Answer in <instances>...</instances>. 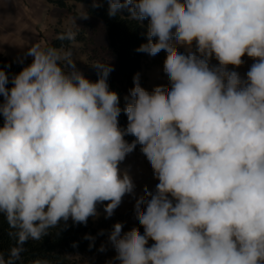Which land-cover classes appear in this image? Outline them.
Here are the masks:
<instances>
[{
  "label": "clouds",
  "instance_id": "9594fccd",
  "mask_svg": "<svg viewBox=\"0 0 264 264\" xmlns=\"http://www.w3.org/2000/svg\"><path fill=\"white\" fill-rule=\"evenodd\" d=\"M107 3L110 18L126 12L147 21L136 51L165 52L169 83L149 91L137 73L121 108L108 85L111 63H93L92 81L71 47L43 42L28 47L32 62L11 87L0 68V216L16 238L0 264H16L25 243L61 221L86 225L98 204L107 202L110 218L125 195L134 196L143 230L115 223L108 264H264V0ZM89 15L81 3L70 23ZM76 36L68 27L57 38ZM245 56L254 62L241 77L229 66L241 67ZM137 145L156 180L140 196L119 168Z\"/></svg>",
  "mask_w": 264,
  "mask_h": 264
},
{
  "label": "trees",
  "instance_id": "16d2710c",
  "mask_svg": "<svg viewBox=\"0 0 264 264\" xmlns=\"http://www.w3.org/2000/svg\"><path fill=\"white\" fill-rule=\"evenodd\" d=\"M87 5V11L90 16L99 19L102 22L106 32L107 54L113 58L115 69L108 77V85L111 91L118 93L120 97V106L124 107L125 92L122 85L133 87V77L137 73L151 67L154 64H159L163 68V61L166 53L161 52L155 57H150L145 53L137 52L136 49L146 43V25L147 21L143 22V26L135 22L129 21L126 12L121 13L123 17L110 18L107 15L108 3L107 0H100V7L93 8L92 0H77ZM56 4L61 8L67 7L65 0H55ZM68 27H55L54 36L46 43L48 46L71 47L74 51L75 42L81 41L88 43L90 38L84 30L72 28L76 33V39L73 42L61 41L57 37L64 32ZM98 52V49H94ZM32 62L24 60L18 63L12 62L3 54H0V68H3L9 75L11 87V77L19 73L23 67ZM103 63H109L106 60ZM87 78L92 81L98 79L97 70L93 67L87 69L86 66H76ZM3 123V118L0 116V125ZM119 125L121 128L126 127L127 117L122 112L119 117ZM125 139L132 142L135 138L131 135L125 136ZM135 150H140L137 145ZM14 229L9 226L8 221L4 216H0V253L4 254L5 259L8 258L9 250L16 246V238L13 235ZM50 234L39 241L29 240L23 245V251L20 259L16 264H32L35 260H46L48 264H86V262L77 257L79 253L94 252L99 247L100 239L108 233V230L101 224H96L92 219H88L87 224H75L71 219L65 222L61 221L55 229L49 230ZM103 233V234H101ZM94 237L93 241L85 239V236ZM76 245L75 247L73 245ZM90 244L92 247L90 248Z\"/></svg>",
  "mask_w": 264,
  "mask_h": 264
},
{
  "label": "rangeland",
  "instance_id": "374dc122",
  "mask_svg": "<svg viewBox=\"0 0 264 264\" xmlns=\"http://www.w3.org/2000/svg\"><path fill=\"white\" fill-rule=\"evenodd\" d=\"M16 8L14 11L15 24L19 23L20 18L28 27L29 31V45L23 48H13L8 52V58L14 62H21L24 60H31L32 57L26 56L28 47L33 43L43 42L46 44L55 34V27H72L80 30H84L90 38L88 43L81 41L75 42L74 59L76 60V66H86L89 70L91 65L97 61L103 63L107 61L113 64V58L107 54L105 46H107L106 32L103 28L102 22L89 15L88 19H77V26L71 25V19L77 15L78 9L82 2L77 0H65L67 7L61 8L56 4L55 0H16ZM18 4V5H17ZM19 4L21 6H19ZM85 10L87 5L82 3ZM98 49V52H94V49ZM254 61L247 56L244 57V64L239 68H233L229 66V70L237 71L241 77H244L251 64ZM211 63L213 65L218 62L213 58ZM169 81L164 73L161 65L154 64L151 67L143 70L140 73V84L145 89L151 91L157 85H168ZM125 95L128 96L131 87L122 85ZM119 168L121 172L127 171L131 176L135 184V196L143 194L145 186L149 191L155 189L156 180L154 178L153 170L146 157L141 150H134L132 153L126 156L125 160L120 163ZM97 205L98 216L92 219L96 224L103 225L108 233L100 239L99 247L94 252L79 253L77 257L82 258L86 264H108L113 260L116 252L112 245L109 243V234L112 231L113 225L117 222H122L124 227L123 231H128L132 227H141L139 222L134 217V204L135 198L132 195H125L122 203L114 211V214L110 218H105L106 213L104 211L105 204ZM141 227V231H142ZM101 245L105 246L104 251H100ZM114 264H119L118 261Z\"/></svg>",
  "mask_w": 264,
  "mask_h": 264
},
{
  "label": "crops",
  "instance_id": "0c3cea01",
  "mask_svg": "<svg viewBox=\"0 0 264 264\" xmlns=\"http://www.w3.org/2000/svg\"><path fill=\"white\" fill-rule=\"evenodd\" d=\"M14 1L16 0H0V54L7 57L9 53L6 51L30 44L28 27L25 25L27 23L20 18L19 23L15 24L14 11L17 2Z\"/></svg>",
  "mask_w": 264,
  "mask_h": 264
}]
</instances>
